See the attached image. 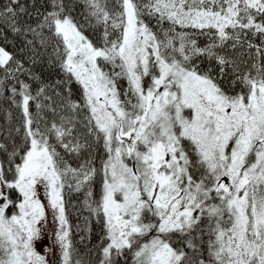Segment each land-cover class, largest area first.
Returning <instances> with one entry per match:
<instances>
[{
	"label": "snow or ice",
	"instance_id": "1",
	"mask_svg": "<svg viewBox=\"0 0 264 264\" xmlns=\"http://www.w3.org/2000/svg\"><path fill=\"white\" fill-rule=\"evenodd\" d=\"M0 89V264H82L81 191L98 264H264V0H0Z\"/></svg>",
	"mask_w": 264,
	"mask_h": 264
},
{
	"label": "trees",
	"instance_id": "2",
	"mask_svg": "<svg viewBox=\"0 0 264 264\" xmlns=\"http://www.w3.org/2000/svg\"><path fill=\"white\" fill-rule=\"evenodd\" d=\"M151 23L154 24L155 21H152ZM165 27H167V25H165ZM90 33L91 29H89V34ZM200 42H205V38L201 37ZM105 70L109 69L106 68ZM36 71L42 72L45 80H48L50 77L53 79L60 78L59 75H57L58 70L47 69V66H45V70L43 71L40 67H37ZM72 88L74 92H77L78 85L73 83ZM126 88V81H120L121 92H123ZM0 93H2L0 94V144H3L7 148V152L0 150V160H6L8 153L12 151L13 147V138L7 135V131L9 129L13 130L12 136L15 137L16 145L21 144L23 131L21 130L20 133H16L14 131V129L20 127V112L19 109L16 108L15 105L11 104V102L7 99L10 93L6 89H0ZM121 99H124V97L121 96ZM33 111H35L34 106ZM49 119H51L50 116ZM94 154L96 156V166L99 167L101 163L99 157L104 155L103 149L100 148ZM69 162L72 163L73 167L76 166L75 160H70ZM93 192L94 198L98 199L100 193L99 177H97L96 182L93 184ZM84 199L85 194L83 191L72 192L71 194L66 195L68 219L72 226V241L76 249V253L73 255V260H80L82 261V264H98L99 257L96 251L94 250L90 255L88 250L91 249L93 245L98 243L99 236L101 234L100 226L97 224L94 217L91 218L90 223L87 225L85 224V220L89 217V213L84 206ZM81 236H85L86 239L81 241ZM88 237H90V240L87 239ZM129 264H131L130 259Z\"/></svg>",
	"mask_w": 264,
	"mask_h": 264
},
{
	"label": "rangeland",
	"instance_id": "3",
	"mask_svg": "<svg viewBox=\"0 0 264 264\" xmlns=\"http://www.w3.org/2000/svg\"><path fill=\"white\" fill-rule=\"evenodd\" d=\"M40 194L44 198V200L46 201L47 197L44 196V191H43L42 186L40 189ZM43 228H44L45 234H46L45 243L48 245H52L53 233H54V230L58 229V222L51 215V209L48 210L47 219L45 220V222L43 224ZM38 250H40L39 245H38ZM42 254H44V253H42ZM59 257H60V250H59V247L56 246L54 249V255L50 256L51 264H59L60 263Z\"/></svg>",
	"mask_w": 264,
	"mask_h": 264
}]
</instances>
